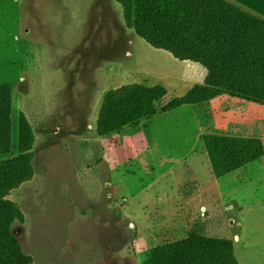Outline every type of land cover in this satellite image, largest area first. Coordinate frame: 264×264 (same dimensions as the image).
Here are the masks:
<instances>
[{
	"label": "rangeland",
	"instance_id": "1",
	"mask_svg": "<svg viewBox=\"0 0 264 264\" xmlns=\"http://www.w3.org/2000/svg\"><path fill=\"white\" fill-rule=\"evenodd\" d=\"M19 5L22 71L14 88V153L21 114L38 135L33 178L7 198L23 215L12 230L29 264H121V255L126 264H137L128 213H142L146 195L177 193L185 184L188 190L197 172L202 178L196 189L211 194L207 204L220 208L198 218L199 227L213 238L238 235L240 264H264V158L226 180L215 178L209 159L205 166L192 164L197 135L207 123L231 128L243 125L236 121L242 119L244 131L214 132L264 141V104L232 97L230 108L222 99L181 107L154 121L150 151L144 149L143 125L99 137L96 122L107 91L161 85L168 90L162 107L189 89L187 61L137 36L115 0Z\"/></svg>",
	"mask_w": 264,
	"mask_h": 264
},
{
	"label": "trees",
	"instance_id": "2",
	"mask_svg": "<svg viewBox=\"0 0 264 264\" xmlns=\"http://www.w3.org/2000/svg\"><path fill=\"white\" fill-rule=\"evenodd\" d=\"M128 27L155 49L202 65L207 76L184 96L158 107L168 90L141 84L109 90L96 135L109 136L184 105L222 95L264 104V20L228 0H115ZM16 82L0 79V264H29L12 226L23 215L7 197L34 175L35 136L20 115L17 153L12 138ZM214 176L220 179L264 157L260 138L204 135ZM143 264H239L233 241L209 237L198 224L184 240L151 250Z\"/></svg>",
	"mask_w": 264,
	"mask_h": 264
},
{
	"label": "crops",
	"instance_id": "3",
	"mask_svg": "<svg viewBox=\"0 0 264 264\" xmlns=\"http://www.w3.org/2000/svg\"><path fill=\"white\" fill-rule=\"evenodd\" d=\"M228 1L236 4L240 8L264 20V0H228ZM20 26H21V15H20L19 0H0V79L1 80L17 82L20 79V74L22 71V57H21L22 51H21L20 41L18 39ZM186 63H187L186 68H188L192 74V77L190 79V86L189 89L187 90L188 92L194 86L204 84L205 78L207 76V71L202 65L198 63L192 61H187ZM103 98L101 100V104ZM217 99L218 100L222 99L223 103L227 107L229 106V108L233 107L235 105L234 103H236L233 102L236 101L233 100L234 98L225 95L219 96L213 100H217ZM211 101L202 104H208ZM184 106L192 107L195 105H184ZM173 111L156 115L152 119L144 120L140 122L138 125H136V126L139 125L144 126L145 134H146L144 140L145 141L144 149L146 148L148 151H150L151 148H153V144L155 143L154 137L156 136L153 134L154 121H156L158 117L166 114H170ZM210 111H211L210 109H207L205 112L208 114V112ZM236 121L241 122L243 125L240 126L238 125V122H236L235 126H231V128H228V124H226L225 126L223 124H219L215 126L214 124L209 125L207 123V127L202 129L197 135L198 145L196 147L197 149L194 151L196 158L194 157L195 161L192 164L198 163L199 165L203 164V166H205L208 161L207 159H209L205 149V145L203 146L201 144L202 142L204 143L203 141L204 135L211 134V135L259 138V137H250L251 135L250 136L234 135L232 133L219 134L214 132L215 130H219V128L223 131H227V130H231L233 132L238 130L244 131L246 122H244L242 119L241 120L236 119ZM33 133L35 136V143L33 148H36L37 147L36 136L38 135V133L35 130L33 131ZM260 139L263 141L262 138ZM138 145L140 147L143 146V144H138ZM243 168L220 178V180H226L227 179L226 177L238 175L240 173V170H242ZM201 178H202L201 172H197L195 174L194 181L192 182V185L188 190H187L188 185L185 184L184 186L180 187V191L177 193L166 194L163 196L160 195L158 197H154L150 194L146 195L144 197V200L141 201L139 204L142 213L139 214L134 213V215H132L131 213L127 212L129 215V218L127 217L128 218L127 220L130 222L129 227H131V230L133 232L129 243V245L132 248L131 257L136 260L137 264H143L145 261H147L151 256L152 249L186 239L189 233L192 231V229H194V226L198 224L197 222L198 218L204 217L206 213H208L209 216L211 217L213 215V212L215 211L220 212L219 207L207 204L208 199L211 200V198H213L211 194L209 195L208 198V195L203 194V190L196 189L195 186L197 184H200ZM222 210L223 209H221V211ZM118 211L121 215L122 212L120 210ZM207 235L209 237H212L209 234ZM214 238H223V236L214 237ZM227 239H231L233 241L234 250H235L236 248L235 242L240 243L239 236L236 235L233 239L232 238H227ZM235 256H236V251H235ZM124 257L125 255L120 256V260H122L121 264L122 263L126 264ZM237 260L239 259L237 258Z\"/></svg>",
	"mask_w": 264,
	"mask_h": 264
}]
</instances>
